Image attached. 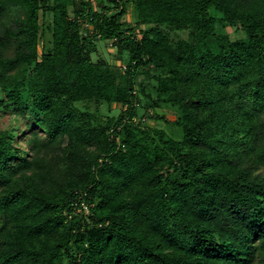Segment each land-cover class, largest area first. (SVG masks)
Here are the masks:
<instances>
[{
	"label": "trees",
	"instance_id": "obj_1",
	"mask_svg": "<svg viewBox=\"0 0 264 264\" xmlns=\"http://www.w3.org/2000/svg\"><path fill=\"white\" fill-rule=\"evenodd\" d=\"M133 3L139 29L128 0H0V264H264V0ZM100 38L123 72L93 60ZM152 64L182 139L134 121ZM90 100L125 107L102 121ZM21 115L47 133L28 148Z\"/></svg>",
	"mask_w": 264,
	"mask_h": 264
},
{
	"label": "rangeland",
	"instance_id": "obj_2",
	"mask_svg": "<svg viewBox=\"0 0 264 264\" xmlns=\"http://www.w3.org/2000/svg\"><path fill=\"white\" fill-rule=\"evenodd\" d=\"M94 4H97V0H93ZM212 13L217 16H222V13L217 11L216 9H211ZM70 12H72V8L70 7ZM41 21H43L44 16L42 11L40 13ZM51 14L47 16L45 19L49 22L51 21ZM124 19L126 21V25H135L138 23V29L146 26L145 24L137 22V15L134 9L133 0H128V8L127 12L124 15ZM89 26L84 24L82 31L86 33ZM223 30L228 32L232 38H244L246 36V30L243 24H226L223 26ZM189 34V30H178L174 32V36H182L187 37ZM52 33L51 30L48 29L46 31V35L44 37V41L46 43L51 44ZM48 41V42H47ZM43 40H41L39 44V50H42ZM98 48L92 54L93 60L97 61L100 59L106 60L108 63L116 67V70L120 73L123 72L126 68L127 64V56L129 53L126 52L125 58L121 57L118 53L117 46L114 45L113 39H98L97 41ZM159 74V70L154 66L147 68H140L138 71V75L136 77V91L138 95L137 102V115L134 118L136 123H141L142 126L148 128H163L166 130L167 134L172 136L175 139H182L184 135L183 127L177 124L175 121L180 116V110L177 106L167 103H159L154 104L153 101L158 99L157 92V77ZM76 104L83 110H92L98 113V116L102 121H107L109 117L116 116L119 114L121 109L125 106L119 102L113 103H104V102H96L95 100L90 101H77ZM22 116V115H21ZM19 125L24 129V132L27 133L25 139H21L20 143L25 148L29 147V142L27 141L28 137L32 135L31 132L34 130H38V134L41 138H44L47 133L41 127L38 118H30L27 115H24L19 118ZM10 124H16V117L13 113H10L9 110H5L4 108H0V126L7 127ZM152 133V132H150ZM67 142L66 135H61L56 142L51 144L50 151L56 153L58 157L61 155V152L64 149V146ZM56 157V158H58ZM58 162L64 165V162Z\"/></svg>",
	"mask_w": 264,
	"mask_h": 264
},
{
	"label": "built area",
	"instance_id": "obj_3",
	"mask_svg": "<svg viewBox=\"0 0 264 264\" xmlns=\"http://www.w3.org/2000/svg\"><path fill=\"white\" fill-rule=\"evenodd\" d=\"M84 207H85V209H86V210H88V207H87V205H86V204L84 205Z\"/></svg>",
	"mask_w": 264,
	"mask_h": 264
}]
</instances>
